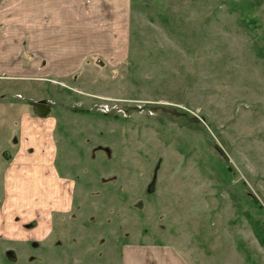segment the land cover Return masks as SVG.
Segmentation results:
<instances>
[{
  "label": "rangeland",
  "instance_id": "rangeland-1",
  "mask_svg": "<svg viewBox=\"0 0 264 264\" xmlns=\"http://www.w3.org/2000/svg\"><path fill=\"white\" fill-rule=\"evenodd\" d=\"M0 264H264V0H0Z\"/></svg>",
  "mask_w": 264,
  "mask_h": 264
},
{
  "label": "water",
  "instance_id": "water-1",
  "mask_svg": "<svg viewBox=\"0 0 264 264\" xmlns=\"http://www.w3.org/2000/svg\"><path fill=\"white\" fill-rule=\"evenodd\" d=\"M41 105H42L43 107H42ZM35 106H36V107L39 106L40 108H45V111H44L43 113H47V112L49 111V107H45L44 104H38V105L36 104Z\"/></svg>",
  "mask_w": 264,
  "mask_h": 264
}]
</instances>
